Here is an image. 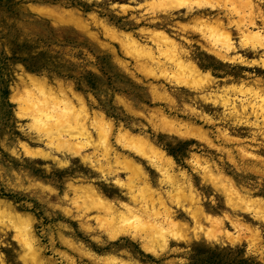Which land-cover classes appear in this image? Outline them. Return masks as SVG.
Wrapping results in <instances>:
<instances>
[{
    "label": "clouds",
    "instance_id": "obj_1",
    "mask_svg": "<svg viewBox=\"0 0 264 264\" xmlns=\"http://www.w3.org/2000/svg\"><path fill=\"white\" fill-rule=\"evenodd\" d=\"M0 82V264H264V0H2Z\"/></svg>",
    "mask_w": 264,
    "mask_h": 264
},
{
    "label": "rangeland",
    "instance_id": "obj_2",
    "mask_svg": "<svg viewBox=\"0 0 264 264\" xmlns=\"http://www.w3.org/2000/svg\"><path fill=\"white\" fill-rule=\"evenodd\" d=\"M0 3H2V0H0ZM33 65L36 64V61H32ZM10 95L7 85L0 82V103L5 102L7 97ZM193 142H198V141H193ZM184 147L186 145H181L179 148L174 149L176 153H182L184 150ZM260 153L264 155V148L260 149ZM249 171L248 169H246ZM250 172V171H249ZM254 173V172H250ZM256 174V173H255ZM76 225H73L75 227ZM51 225H49V234L51 233ZM263 238H264V233H263ZM264 244V243H262ZM39 248V253L41 254V261L39 263L41 264H57V259H58V253L60 251H63L67 246L66 245H61L59 243H50L48 238H43L41 242L37 245ZM200 251H204L201 249ZM31 264H37L31 261ZM203 264H247V262L240 261L239 258H233L229 259L224 256L217 255L215 253H211L208 255L207 259L203 262Z\"/></svg>",
    "mask_w": 264,
    "mask_h": 264
},
{
    "label": "bare ground",
    "instance_id": "obj_3",
    "mask_svg": "<svg viewBox=\"0 0 264 264\" xmlns=\"http://www.w3.org/2000/svg\"><path fill=\"white\" fill-rule=\"evenodd\" d=\"M192 131H194V132H195L197 135H199V136H203V135H204V133L201 132L199 129L194 128V129H192ZM259 154H261V153H259ZM261 155H263V154H261ZM248 170H249L250 172H254V173H256V174H260V172H261V170H259L258 168H255V167L248 168ZM258 241H259V243H261V244L264 243L263 233H261L260 236L258 237ZM33 257H34V258L32 259V261H33L34 263L40 264L39 261H41V254L39 253V248H38V247H36V248L34 249ZM41 264H42V263H41Z\"/></svg>",
    "mask_w": 264,
    "mask_h": 264
}]
</instances>
